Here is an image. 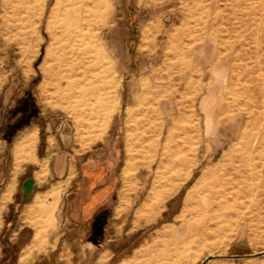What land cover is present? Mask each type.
<instances>
[{
	"label": "rangeland",
	"instance_id": "1",
	"mask_svg": "<svg viewBox=\"0 0 264 264\" xmlns=\"http://www.w3.org/2000/svg\"><path fill=\"white\" fill-rule=\"evenodd\" d=\"M54 3L0 0V264H145L143 249L180 225L201 172L240 133L264 135V0H106L93 39L103 63L78 55L62 82L46 77ZM195 153L188 178L154 217L139 218L144 203L155 205V181L165 190ZM100 164L111 193L80 224L75 183ZM37 195L52 212L27 214ZM45 216L46 236L32 246ZM222 223L218 247L180 263L264 264L261 186Z\"/></svg>",
	"mask_w": 264,
	"mask_h": 264
},
{
	"label": "bare ground",
	"instance_id": "2",
	"mask_svg": "<svg viewBox=\"0 0 264 264\" xmlns=\"http://www.w3.org/2000/svg\"><path fill=\"white\" fill-rule=\"evenodd\" d=\"M105 1L55 0L53 14L49 17L50 20L47 25L50 30V42L47 50L50 63L46 77L59 78L58 80L61 82L69 78L71 73L79 67L74 59H77L78 55L81 54L92 53L95 63H103L93 39L97 27L104 22L107 13ZM86 31L89 32V44L87 48H81L87 39ZM72 57L73 59H71ZM163 93L167 96L174 95L171 91ZM192 111L194 112V110ZM203 139L207 141L205 136ZM237 145L228 148L215 164L207 166L201 172L200 178L185 195L181 212L174 219V221H179L180 225L176 227L171 224L163 228L159 233V238L153 241L154 251L147 252V248L143 249V257L147 256L145 264H181L180 261L192 249L207 243L218 247V244L221 243L220 238L223 237V233L220 232V229L224 227L222 222L225 223V221L230 220L237 201L240 198L255 196L260 186L264 189L263 133L242 132L239 134ZM199 150L206 151V147L201 146ZM206 155L202 156L201 159H204ZM199 160L200 155L198 156L197 153L190 159L185 158L183 172L176 173L174 170L175 175L170 180L171 183L163 191H159L156 180L150 195L148 194L150 199L155 200V205L151 206L149 203H144L139 213L141 216L138 217H143L146 222L154 217L163 200L188 178L189 169ZM57 193L56 190L50 189L47 192L50 198H45L48 201L54 200ZM40 199L38 195L35 197L26 211L27 214L39 212L40 215L44 216L47 215L48 211H53L49 210L52 208L46 206H50L51 201H46L47 203L44 204L45 201ZM240 205H243V202H238L239 207ZM49 217L40 218L37 225L34 224L32 246H37L41 241L43 242L47 227L50 226L47 224L50 222ZM218 250L219 253L225 251L224 247ZM196 260L197 257L194 256L188 264H194ZM122 264L130 263L124 262Z\"/></svg>",
	"mask_w": 264,
	"mask_h": 264
},
{
	"label": "crops",
	"instance_id": "3",
	"mask_svg": "<svg viewBox=\"0 0 264 264\" xmlns=\"http://www.w3.org/2000/svg\"><path fill=\"white\" fill-rule=\"evenodd\" d=\"M36 138V136H35ZM35 159L34 151L32 152V161ZM43 169L42 174H45ZM82 177L75 184L79 191V200L74 204L72 215L77 222L82 224L86 218L102 206L109 194L111 193L110 186L101 184L106 177V171L103 164L97 165L94 169L83 170ZM59 187V186H57ZM52 187V188H57ZM51 188V189H52Z\"/></svg>",
	"mask_w": 264,
	"mask_h": 264
}]
</instances>
